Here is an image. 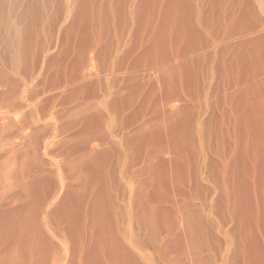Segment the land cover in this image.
<instances>
[{"label": "bare ground", "instance_id": "obj_1", "mask_svg": "<svg viewBox=\"0 0 264 264\" xmlns=\"http://www.w3.org/2000/svg\"><path fill=\"white\" fill-rule=\"evenodd\" d=\"M168 2L185 47L122 35L95 72L80 51L41 55L23 30L0 45V65L20 66L19 78L0 66V141L20 137L14 174L34 192L0 209V232L17 241L58 227L70 256L84 235L70 264H264V0H205L196 22L180 17L183 0ZM173 60L185 67V117L143 132L144 80ZM196 119L215 158L197 146ZM51 246L35 264L58 257Z\"/></svg>", "mask_w": 264, "mask_h": 264}, {"label": "rangeland", "instance_id": "obj_2", "mask_svg": "<svg viewBox=\"0 0 264 264\" xmlns=\"http://www.w3.org/2000/svg\"><path fill=\"white\" fill-rule=\"evenodd\" d=\"M183 5L184 13L181 15L179 14L180 17L186 16L184 14L191 11L190 16L193 22H196L203 15L205 0H183ZM168 10V0H0V45L3 47L4 43L8 39L7 37L14 38L16 32H20L23 30L26 32V34L31 35L30 40L31 42L33 41L34 47L39 44L37 46V49L39 48L38 50H40L41 53H39L41 55L46 53H55L59 51V47L62 46L61 49H67V57H70L71 59H77L78 54L81 52L82 55L83 53L85 59L83 67L85 68L84 71L86 70L95 72L99 69L100 66L104 64L105 60L107 59L106 53L108 52L109 48L108 44L111 43V47L112 49H114L113 46L116 45L118 37H121L122 35L125 36L124 41L127 39L130 40V38L133 40L134 35H136L135 37L140 35L143 36L144 39L148 42H151L153 37L159 38L160 36H163L166 46H173V41L171 42L172 37L177 36L178 39L180 41L182 40L181 42H183L181 46L183 45V47H185V37H183V35L180 36V34L178 35V33L176 35L175 26L173 25L174 23H172L173 19ZM152 16L153 18H151ZM139 19L141 23H138L140 22ZM136 28L139 31L136 30ZM164 29L167 30L165 31ZM25 32H23L24 35ZM137 33L140 34L138 35ZM108 34L110 36H108ZM175 39L176 38H174V40ZM46 41H49L51 44H53L50 51L46 49L48 45L46 44ZM169 46L167 47V49H169ZM105 47L107 49L106 52L104 50ZM77 52L78 54H76ZM70 58H68V60ZM109 60L113 61L114 57ZM177 61L180 62V59H177ZM177 61L173 60V63ZM179 62L166 66L164 68L158 69L157 67H154L155 71L151 70V79L148 80V78H146L144 80V82L148 85L146 89L151 90V98L149 97L148 101L146 102L147 105L145 107L144 114H148L150 117H152V120L150 124L147 123L148 127H146V125L144 126L148 129L146 130V128H144L145 131L143 130V132L150 133V129L152 128L151 125L153 126V128H155L154 131H156L158 130V128L162 129V127L165 125L163 122H168L169 124V121L170 123H173L176 120L185 117V98L182 97H185L183 93L185 91L184 86L186 81H184V79L186 80V72L184 65H182L183 63ZM14 65L12 66L15 70L13 69V67L9 68L1 65L0 66L4 69V72L10 71V74L13 75V77L15 76L14 78H19L17 71L20 66L19 64L17 65V63ZM166 77H170L173 80H175L177 77L175 83H178L177 87H175V91L171 89L172 80H168V78ZM177 88L179 89V91ZM19 94L18 96H20ZM161 107H163L164 111ZM4 121L5 120L0 119V123H3ZM192 123L193 124H191V129L195 134V138L197 139L198 148L199 140L201 142L203 140L202 144L205 147V152L209 157H214L215 150H213V148L211 149L210 147L212 146L211 143L214 141L210 142V144L208 142L209 138L211 140H215L212 139L214 138V136H212V138L207 136V130L205 131V129L202 128V125L197 119ZM200 131L202 132V134ZM17 136L18 135H13L10 137L8 136V138L6 137V139L0 141V206L2 205L0 209L4 210L10 209L11 206L21 207L25 202L31 200L34 195V192H32V190H29L31 188L24 186V184L22 183L23 181L18 180V178L14 174L15 167L18 168L20 163L19 159L14 158V154L19 155L20 151V147L18 145L20 142V137ZM159 146L161 145H157V147ZM212 150L214 152H212ZM165 156L166 154L164 155V157ZM146 179L147 176L142 177L143 181ZM210 182L212 183V181ZM210 182L207 180L210 189L212 191L215 190V193H213V195L216 197V199H219L221 192L220 185L216 186L217 188L215 187V189L211 186L212 184ZM204 183H206V181ZM146 191L147 189H143L144 193H146ZM28 192L30 195L28 194ZM8 233L9 232H0V264H35L36 260L42 255L40 253H42L41 250H43V247L47 250L52 249V242L55 243L56 246H58L59 254L57 255V258H54L52 254H50L47 264H70L72 254L76 251V256L77 258H79L80 253L82 252L81 246L83 245L82 240L84 235H81L82 238L80 237L81 239L79 238L78 241L76 240L78 242L76 244V247H73V245L71 244V256L69 255V253L65 255V253L63 252L64 245L61 241L65 237L62 232H59L58 227L45 228L43 235L37 234L35 237H28V235L26 236V234H22L21 237H18L17 241L13 238L11 239V236H9L10 234ZM43 239L46 240L43 241Z\"/></svg>", "mask_w": 264, "mask_h": 264}]
</instances>
